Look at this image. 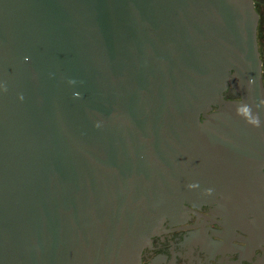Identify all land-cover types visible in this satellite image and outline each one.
Masks as SVG:
<instances>
[{"label": "water", "instance_id": "obj_1", "mask_svg": "<svg viewBox=\"0 0 264 264\" xmlns=\"http://www.w3.org/2000/svg\"><path fill=\"white\" fill-rule=\"evenodd\" d=\"M258 21L253 0H0V264H140L185 203L256 243Z\"/></svg>", "mask_w": 264, "mask_h": 264}, {"label": "flooded vegetation", "instance_id": "obj_2", "mask_svg": "<svg viewBox=\"0 0 264 264\" xmlns=\"http://www.w3.org/2000/svg\"><path fill=\"white\" fill-rule=\"evenodd\" d=\"M259 14L257 41L262 60L261 40L264 27V0H253ZM231 89L225 98L233 99ZM251 219V216L249 217ZM140 264H264V235L254 239L247 231L228 226L214 205L185 203L177 222L167 219L158 234L141 254Z\"/></svg>", "mask_w": 264, "mask_h": 264}, {"label": "rangeland", "instance_id": "obj_3", "mask_svg": "<svg viewBox=\"0 0 264 264\" xmlns=\"http://www.w3.org/2000/svg\"><path fill=\"white\" fill-rule=\"evenodd\" d=\"M261 37L263 39V40H261V49H262V52L264 54V27H263V33H262Z\"/></svg>", "mask_w": 264, "mask_h": 264}]
</instances>
